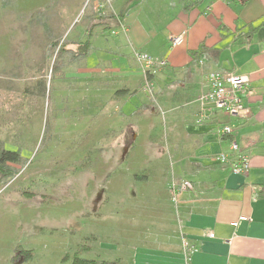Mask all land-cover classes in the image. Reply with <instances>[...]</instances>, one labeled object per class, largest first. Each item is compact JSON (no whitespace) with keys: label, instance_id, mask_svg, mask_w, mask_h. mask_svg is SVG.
Instances as JSON below:
<instances>
[{"label":"rangeland","instance_id":"1","mask_svg":"<svg viewBox=\"0 0 264 264\" xmlns=\"http://www.w3.org/2000/svg\"><path fill=\"white\" fill-rule=\"evenodd\" d=\"M114 1L0 0V141L25 158L0 181V264L113 260L118 246L132 257L137 233L149 228L146 210L170 171L146 146L149 124L128 150L130 131L115 126L118 106L108 102L107 118L102 112L116 89L110 80L90 75L88 56L66 54L52 72L55 53L46 52L47 35L77 42L97 21L91 44L112 45L114 32L100 22L117 30ZM151 134L163 136L161 120Z\"/></svg>","mask_w":264,"mask_h":264},{"label":"crops","instance_id":"2","mask_svg":"<svg viewBox=\"0 0 264 264\" xmlns=\"http://www.w3.org/2000/svg\"><path fill=\"white\" fill-rule=\"evenodd\" d=\"M124 1L115 0L110 13L117 30L101 22L116 38L104 49L91 46L89 72L116 88L104 96L102 112L107 118L108 102L118 106L115 126L131 134L124 146H133L147 122L146 146L154 148L153 158L167 160L170 171L160 198L146 210L149 228L137 233L133 256L118 246L109 261L185 264V239L196 249L189 264H264V0ZM181 33L184 42L171 46L169 38ZM135 51L165 60L166 67L148 76L153 95L143 89ZM216 70L249 78L250 90L242 95L250 110L245 119L224 116L198 101L206 74ZM160 120L163 136L155 137L151 131ZM223 124L232 132L218 138ZM231 140L249 158L245 175L232 174L214 159L228 151ZM172 179L193 184L178 191L175 202L168 190ZM240 216L248 221L232 227Z\"/></svg>","mask_w":264,"mask_h":264},{"label":"built area","instance_id":"3","mask_svg":"<svg viewBox=\"0 0 264 264\" xmlns=\"http://www.w3.org/2000/svg\"><path fill=\"white\" fill-rule=\"evenodd\" d=\"M185 34L171 36L169 42L171 46H179L184 42ZM135 59L141 64L144 86L143 89L152 94V84L149 77L157 74L162 68L166 67L165 60L152 58L146 53L135 51ZM250 90V80L245 75H237L225 71H210L205 76L204 90L199 96L198 101L201 104H210L213 109L227 117L245 119L249 116L250 110L244 105L242 95ZM232 132L231 125L223 124L217 130V137L222 138L229 136ZM214 159L222 166H226L232 174L245 175L249 168V158L242 154L235 141H230L227 152H220L215 155ZM193 184L188 180L172 179L168 184V190L171 194V201L175 202V196L180 190H191ZM248 221L245 216H240L231 223L232 227H237L239 223ZM209 237H213L211 233ZM181 249L185 256V264H189L191 253L195 252L185 239L181 240Z\"/></svg>","mask_w":264,"mask_h":264},{"label":"trees","instance_id":"4","mask_svg":"<svg viewBox=\"0 0 264 264\" xmlns=\"http://www.w3.org/2000/svg\"><path fill=\"white\" fill-rule=\"evenodd\" d=\"M95 21V20H94ZM102 22V21H101ZM100 22V23H101ZM99 23H92L90 28L86 30V37L84 40L77 42H64L60 41L59 38L51 37L47 35L48 42L46 44V52L52 58L55 53L54 61L51 66V71H56L58 68L59 60L66 54L69 55V60H78L80 58H85L88 56V53L91 49V38L93 33V26ZM39 90L42 94H46L45 83L39 82ZM25 161V158L21 157L19 150H7L4 146V143L0 141V181L6 180L13 175L15 168L13 166L22 165ZM30 194L31 192L24 191L22 194ZM69 264H117L115 261L109 260H93L85 259L79 256H74Z\"/></svg>","mask_w":264,"mask_h":264}]
</instances>
